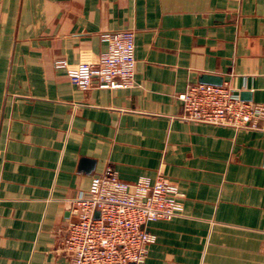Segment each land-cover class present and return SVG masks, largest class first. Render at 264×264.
Here are the masks:
<instances>
[{
    "label": "crops",
    "instance_id": "obj_1",
    "mask_svg": "<svg viewBox=\"0 0 264 264\" xmlns=\"http://www.w3.org/2000/svg\"><path fill=\"white\" fill-rule=\"evenodd\" d=\"M127 30L132 86H74ZM204 77L264 104V0H0V264H70L68 202L109 166L184 194L147 264H264V130L182 120Z\"/></svg>",
    "mask_w": 264,
    "mask_h": 264
},
{
    "label": "built area",
    "instance_id": "obj_2",
    "mask_svg": "<svg viewBox=\"0 0 264 264\" xmlns=\"http://www.w3.org/2000/svg\"><path fill=\"white\" fill-rule=\"evenodd\" d=\"M102 39L106 52L96 62L71 70V83L82 90L131 87L137 63L135 32L105 33ZM179 100L184 121L264 130V104L242 100L228 85H190ZM183 198L162 170L154 181L140 178L127 183L109 166L94 191L68 202L70 219L62 253L70 264H147L148 247L156 241L148 226L179 216Z\"/></svg>",
    "mask_w": 264,
    "mask_h": 264
},
{
    "label": "water",
    "instance_id": "obj_3",
    "mask_svg": "<svg viewBox=\"0 0 264 264\" xmlns=\"http://www.w3.org/2000/svg\"><path fill=\"white\" fill-rule=\"evenodd\" d=\"M203 84H206V85H216V86H221L223 84V81L221 79H218V78H213V77H204L203 81H202ZM241 98L242 100L244 101H252V97H251V94L249 93H242L241 94Z\"/></svg>",
    "mask_w": 264,
    "mask_h": 264
}]
</instances>
